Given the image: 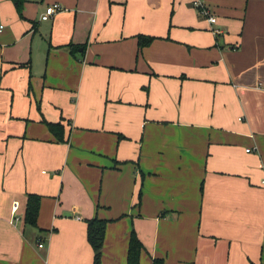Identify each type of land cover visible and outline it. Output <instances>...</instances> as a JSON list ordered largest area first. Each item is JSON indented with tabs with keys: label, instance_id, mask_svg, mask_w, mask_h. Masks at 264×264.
I'll list each match as a JSON object with an SVG mask.
<instances>
[{
	"label": "crops",
	"instance_id": "0c3cea01",
	"mask_svg": "<svg viewBox=\"0 0 264 264\" xmlns=\"http://www.w3.org/2000/svg\"><path fill=\"white\" fill-rule=\"evenodd\" d=\"M201 1L0 0V264H264V0Z\"/></svg>",
	"mask_w": 264,
	"mask_h": 264
},
{
	"label": "trees",
	"instance_id": "16d2710c",
	"mask_svg": "<svg viewBox=\"0 0 264 264\" xmlns=\"http://www.w3.org/2000/svg\"><path fill=\"white\" fill-rule=\"evenodd\" d=\"M15 5L20 8L22 0H14ZM154 36L150 35H137L138 47L142 48L149 45ZM72 47V45H70ZM44 122L48 126L50 132L55 136L56 142L65 141L64 126L61 121L50 122L44 119ZM41 196L34 193H28L26 196L23 221L29 226H36L37 216L39 211ZM107 221L98 217H93L86 220V232L87 240L94 251L93 264H99L101 256V247L103 244V236ZM141 242L135 236L134 232H131L129 238V246L127 251V264H139V254L141 250ZM153 264H162L161 259H154Z\"/></svg>",
	"mask_w": 264,
	"mask_h": 264
},
{
	"label": "built area",
	"instance_id": "2783aa9c",
	"mask_svg": "<svg viewBox=\"0 0 264 264\" xmlns=\"http://www.w3.org/2000/svg\"><path fill=\"white\" fill-rule=\"evenodd\" d=\"M192 5L198 10L200 15L204 16L210 23H214L216 21V17L211 14L210 10L203 4L201 0H191ZM62 6L59 3H53L51 5H48L45 8V11L41 14V19L46 20L49 19L52 15L57 13L59 10H61ZM3 28V25H0V30ZM212 31L215 34H218L220 31L218 29H212ZM249 151V149H246ZM18 208V203H15L13 206V213L16 212ZM19 218L16 214L14 216V219ZM39 247L43 246V243H38Z\"/></svg>",
	"mask_w": 264,
	"mask_h": 264
}]
</instances>
